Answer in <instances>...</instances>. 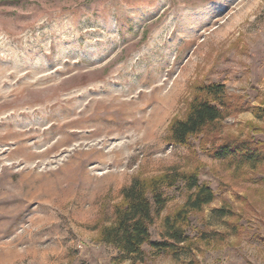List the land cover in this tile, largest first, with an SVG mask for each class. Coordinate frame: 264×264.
I'll list each match as a JSON object with an SVG mask.
<instances>
[{"label": "rangeland", "instance_id": "1", "mask_svg": "<svg viewBox=\"0 0 264 264\" xmlns=\"http://www.w3.org/2000/svg\"><path fill=\"white\" fill-rule=\"evenodd\" d=\"M196 78L264 102V0H0V264H116L98 223L134 176L192 166L164 137ZM246 120L264 125L243 111L223 131ZM198 158L216 198L187 235L224 230L223 198L245 231L176 257L144 245L140 264H264L263 192ZM183 194L164 188L161 215ZM161 229L155 216L152 240Z\"/></svg>", "mask_w": 264, "mask_h": 264}, {"label": "trees", "instance_id": "2", "mask_svg": "<svg viewBox=\"0 0 264 264\" xmlns=\"http://www.w3.org/2000/svg\"><path fill=\"white\" fill-rule=\"evenodd\" d=\"M188 89L190 96L185 101V110L182 116L170 119L164 141L185 147L186 162L192 166L171 167L150 176L136 175L122 186L120 199L113 204L112 218L98 223L96 236L97 242L118 251L116 264L144 262V245H149L153 254L176 257L192 253L200 242L218 247L229 236L239 238L243 234L244 212L223 198L213 214L221 220L224 230L200 231L197 239L187 235L191 217L201 216L216 198L210 185L199 179L204 163L198 158V151L218 160L232 179L258 185L264 195V125L246 120L236 131H223L225 118L243 111H251L254 117L263 120L264 102L251 105L244 97L228 93L222 83L197 78L189 83ZM178 182L184 184L183 201L161 215L166 206L164 188ZM155 216L161 219L162 231L161 240L154 241L150 226Z\"/></svg>", "mask_w": 264, "mask_h": 264}]
</instances>
